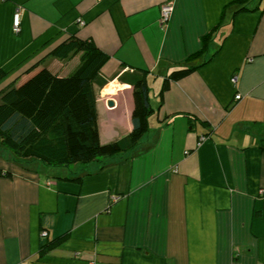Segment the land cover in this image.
<instances>
[{"label":"crops","instance_id":"1","mask_svg":"<svg viewBox=\"0 0 264 264\" xmlns=\"http://www.w3.org/2000/svg\"><path fill=\"white\" fill-rule=\"evenodd\" d=\"M214 31L213 57L161 104L173 67ZM70 37L109 57L94 84L101 142L132 132L144 75L149 130L131 153L82 167L0 150V264H264V0H0V93L42 68L68 76L79 55L52 52Z\"/></svg>","mask_w":264,"mask_h":264},{"label":"trees","instance_id":"2","mask_svg":"<svg viewBox=\"0 0 264 264\" xmlns=\"http://www.w3.org/2000/svg\"><path fill=\"white\" fill-rule=\"evenodd\" d=\"M248 10L244 5L237 13ZM215 33L203 38L199 53L173 67L159 94L161 104L173 82L189 77L213 57L214 54H208ZM77 55L79 63L68 76L42 68L21 85L10 86L0 93V150L9 152L14 163L39 161L51 166H84L131 153L148 132L154 108L144 75L132 84V132L115 142H101L94 84L109 57L92 41L76 37L68 38L52 52L59 60ZM5 77L6 73L0 69V82ZM260 147L264 149V141ZM5 175L12 177L10 173ZM66 238L67 235L44 245L40 255L58 247Z\"/></svg>","mask_w":264,"mask_h":264},{"label":"built area","instance_id":"3","mask_svg":"<svg viewBox=\"0 0 264 264\" xmlns=\"http://www.w3.org/2000/svg\"><path fill=\"white\" fill-rule=\"evenodd\" d=\"M173 12V5L170 4V3H166L162 6V21L163 22H168L170 17H171V14ZM13 32L15 34H19L21 32V18H20V14L17 13L15 16H14V21H13ZM233 82H236V78L233 79ZM236 99L239 100L241 99V96L238 95L236 96ZM261 193L263 194L264 193V189L261 190ZM42 236L43 237H47V232H43L42 233Z\"/></svg>","mask_w":264,"mask_h":264},{"label":"rangeland","instance_id":"4","mask_svg":"<svg viewBox=\"0 0 264 264\" xmlns=\"http://www.w3.org/2000/svg\"><path fill=\"white\" fill-rule=\"evenodd\" d=\"M73 65H74V62H73V64H72V67H70V68H69V71H72V70H74V66H73ZM69 71H68V72H69ZM61 74H66V71H62V73H61ZM79 167H82V166H81V165H79Z\"/></svg>","mask_w":264,"mask_h":264},{"label":"water","instance_id":"5","mask_svg":"<svg viewBox=\"0 0 264 264\" xmlns=\"http://www.w3.org/2000/svg\"><path fill=\"white\" fill-rule=\"evenodd\" d=\"M109 106L113 107L114 106V102L113 101H109Z\"/></svg>","mask_w":264,"mask_h":264}]
</instances>
